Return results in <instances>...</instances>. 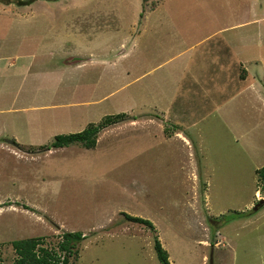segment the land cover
Here are the masks:
<instances>
[{
	"label": "rangeland",
	"instance_id": "rangeland-1",
	"mask_svg": "<svg viewBox=\"0 0 264 264\" xmlns=\"http://www.w3.org/2000/svg\"><path fill=\"white\" fill-rule=\"evenodd\" d=\"M245 15L250 32L264 35V0L0 2V36H17L24 54L18 101L0 99L1 261L13 262V240L43 236L44 246H56L64 231H79L74 264H161L154 235L171 264H264V191L256 174L264 141L219 136L202 151L200 134L206 143L209 132H237L233 125L204 119L192 126L155 110L172 88L166 69L182 58L158 67L163 52ZM74 54L86 58L67 63ZM46 95L47 107L26 108ZM118 113L128 117L101 129L90 149L72 143L31 152L12 142L48 145ZM263 119L241 120L238 130L254 136ZM123 213L148 219L155 232Z\"/></svg>",
	"mask_w": 264,
	"mask_h": 264
},
{
	"label": "crops",
	"instance_id": "crops-1",
	"mask_svg": "<svg viewBox=\"0 0 264 264\" xmlns=\"http://www.w3.org/2000/svg\"><path fill=\"white\" fill-rule=\"evenodd\" d=\"M252 21L248 15H245L238 20L225 23L222 27L212 29L200 37L189 39L193 42L183 49L174 53L163 52L164 60L157 64L160 67L167 65L172 59L182 57L175 65L166 69L172 71L174 80L168 93L162 89L164 94L158 99H162L163 104H158V99L155 102V110H158V113L166 114L167 120L190 122L192 126L198 120L204 119H211L222 124L227 121L237 131L230 130L226 136L209 132L204 136L209 139L206 143L200 134L201 140L198 147L202 148V151L214 147L219 142V136L236 143L243 141L244 144L251 146L256 141L258 144L264 141V127L254 136L246 137V133H240L238 130L240 123H237L241 120L252 121L264 118V35L259 36L250 32V26L254 24ZM1 36L0 99H6L12 95L14 101L12 104L15 105L23 89L16 83L18 81L17 62L18 58L23 57L24 54L18 52L17 36L9 33ZM176 40L169 44L170 49L177 46ZM74 53L77 54V52ZM76 58L81 60L76 61ZM84 58L86 56L74 54L67 63L72 62L78 65ZM28 69L25 72L29 71ZM44 73V78H47L48 70ZM37 77L42 79L43 73L38 74ZM35 89H29V92L43 91ZM45 97L46 100L41 96L40 105H29L26 108L47 107V95ZM84 102L86 101H79L81 104ZM156 118L158 120L159 115ZM177 127L179 126L175 127L177 134L185 132V129H177ZM189 142L196 145L193 138ZM232 147L235 148V146ZM252 157L256 158L257 154L253 153Z\"/></svg>",
	"mask_w": 264,
	"mask_h": 264
},
{
	"label": "trees",
	"instance_id": "trees-1",
	"mask_svg": "<svg viewBox=\"0 0 264 264\" xmlns=\"http://www.w3.org/2000/svg\"><path fill=\"white\" fill-rule=\"evenodd\" d=\"M34 1L35 0H0V2L5 4L16 3L17 5H26ZM80 60L81 58H76V61ZM127 117L128 116L124 113L105 115L99 124L90 122L81 131L55 135L48 145H25L14 140H12V142L27 147L26 149H28V151L31 150V152L45 147L60 148L72 143H77L86 149H90L95 147L96 139L101 129L123 121ZM256 174L261 185V190L264 191V165L256 169ZM123 216L126 220L143 224L149 227L153 233L155 232L151 221L148 219L140 216H132L127 213H123ZM83 237V234L79 231H64L60 240L57 241L56 246H44L45 242L43 236L13 240L11 246L14 250L15 258L13 259V262L9 264H74V259L77 257V249L75 247L77 242ZM153 247L156 257L161 264H171L169 254L162 246L157 235H154ZM0 264L7 263L0 260Z\"/></svg>",
	"mask_w": 264,
	"mask_h": 264
},
{
	"label": "water",
	"instance_id": "water-1",
	"mask_svg": "<svg viewBox=\"0 0 264 264\" xmlns=\"http://www.w3.org/2000/svg\"><path fill=\"white\" fill-rule=\"evenodd\" d=\"M46 149H48V148H46ZM263 201H264V200H262V201H261V203H262ZM259 206H260V203H259V204H257V206H256V207L258 208Z\"/></svg>",
	"mask_w": 264,
	"mask_h": 264
}]
</instances>
